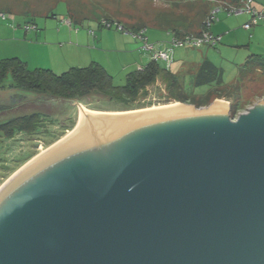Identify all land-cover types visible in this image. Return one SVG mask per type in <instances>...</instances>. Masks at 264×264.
Returning a JSON list of instances; mask_svg holds the SVG:
<instances>
[{
	"label": "water",
	"instance_id": "obj_1",
	"mask_svg": "<svg viewBox=\"0 0 264 264\" xmlns=\"http://www.w3.org/2000/svg\"><path fill=\"white\" fill-rule=\"evenodd\" d=\"M89 119L0 188V264H264V99Z\"/></svg>",
	"mask_w": 264,
	"mask_h": 264
},
{
	"label": "rangeland",
	"instance_id": "obj_2",
	"mask_svg": "<svg viewBox=\"0 0 264 264\" xmlns=\"http://www.w3.org/2000/svg\"><path fill=\"white\" fill-rule=\"evenodd\" d=\"M207 2L211 6L209 13L214 11L209 31L214 36H221V40L214 45L174 46L168 30L159 27L158 21L166 19L171 28L195 33L196 22L203 6L207 9L204 5ZM226 6L222 0H0V13L3 14L0 16V58L16 55L29 61V68L38 62L42 66L56 67L50 69L61 73L68 69L59 66L69 54L81 60V64L71 66L98 62L112 76L114 85H122L129 71L151 60L150 52L132 36V31L140 25L146 28L145 34L154 49H163L169 55L168 60L158 61L160 66L176 73L185 87L189 86L196 66L203 59L222 68L225 84L239 77L241 99L246 102L239 114L264 99V73L259 70L240 72L252 53L264 56V19L245 29L241 18L248 13L230 12ZM105 19L110 20L111 27H99ZM117 22L128 31L117 29ZM33 23L35 28L25 29L26 25ZM36 28L38 38L35 39L32 34ZM254 29L257 30L255 34ZM9 80L10 76L7 77ZM206 89L207 86H203L196 90L203 92ZM226 101L229 109L230 101ZM136 102L137 106L144 107L125 108L120 102L97 93L68 101L15 88H1L0 122L39 112L44 115L46 124L31 135L18 133L13 138L0 137V187L34 156L66 135L75 126L81 106L114 112L139 110L174 100L167 97L164 83L158 79ZM212 102L199 108L185 104L194 106V109H207Z\"/></svg>",
	"mask_w": 264,
	"mask_h": 264
},
{
	"label": "trees",
	"instance_id": "obj_3",
	"mask_svg": "<svg viewBox=\"0 0 264 264\" xmlns=\"http://www.w3.org/2000/svg\"><path fill=\"white\" fill-rule=\"evenodd\" d=\"M222 1L228 5L225 8L230 12L232 8L239 9L238 6L241 1L245 2V0ZM208 3L210 2L204 3V5ZM210 9L211 6L209 7V5H207V9H204L203 6L199 20L196 22L197 25H195L197 27H195V33L189 32L188 29L181 31L171 28L170 21L166 19L158 21V26L172 32V38H181L187 35L201 37L205 32H209L211 22L208 24V21L214 16V11L209 13ZM106 24H109L107 27H111V22L108 19L102 20L99 27H105ZM117 26H119L118 22ZM121 27L123 29L118 27L117 29L123 32L128 31L123 26ZM141 29H145V34L146 28H142L140 25L136 26V31H132V33ZM256 70L264 73V56L261 54H251L240 72H254ZM8 76H10L9 81H7ZM158 79L163 81L167 97L170 100L189 103L197 108L209 105L214 99L229 100V116L231 118H235L246 104L240 95V78L225 84L222 68L208 59H203L198 63L188 87H185L182 79L176 73L169 68L161 67L158 61L153 59L143 67L129 71L122 85H114L112 76L95 61L85 66H71L61 73H56L45 67L29 68L24 60L16 56L0 59V89L4 87L15 88L68 101L97 93L120 102L125 108L144 107L143 105L137 106L136 101L139 96L146 95L147 87L153 85ZM203 86H207L205 91L198 92L196 90ZM44 118V115L39 112H31L0 122V137L13 138L18 133L34 134L38 129L40 130L45 126Z\"/></svg>",
	"mask_w": 264,
	"mask_h": 264
},
{
	"label": "bare ground",
	"instance_id": "obj_4",
	"mask_svg": "<svg viewBox=\"0 0 264 264\" xmlns=\"http://www.w3.org/2000/svg\"><path fill=\"white\" fill-rule=\"evenodd\" d=\"M214 102L223 103V104H226L228 106V102L224 99H215L212 102V104ZM186 107H191V106L187 105L185 103L179 102V101H174V102H171L168 104H163V105H158V106L153 105L151 107H147V108L139 109V110L114 111V112L92 110V109H88V108L81 106L80 110H79V114H78V120H77L75 126L70 131H68V133L66 135H64L57 142H55L52 146H50L47 150H45L42 153L34 156L27 164H29L31 161H33L34 159H36L37 157H39L40 155H42L43 153H45L49 149H51L54 146L58 145L59 143L65 141L66 139H68V138H70V137H72V136H74L80 132L89 130L87 127L89 119H98V118L107 116L109 118L121 120V119L128 117V116L156 114V113H161V112H166V111H171V110H176V109H181V108H186ZM197 110H199V109H197Z\"/></svg>",
	"mask_w": 264,
	"mask_h": 264
},
{
	"label": "built area",
	"instance_id": "obj_5",
	"mask_svg": "<svg viewBox=\"0 0 264 264\" xmlns=\"http://www.w3.org/2000/svg\"><path fill=\"white\" fill-rule=\"evenodd\" d=\"M250 1L251 0H245V10L250 11L252 18H251V22L245 24V27H249L250 25H254L258 20H262L264 19V14L262 12H257L256 10L252 9L250 6ZM243 11L242 9H236V8H232L231 12L234 13H239ZM0 16L3 17V14L0 13ZM214 19V16L211 17L208 21V24L210 22H212V20ZM109 24H106V26H108ZM119 29H123L120 25L117 26ZM34 28L33 25H26L25 29L26 30H30ZM145 29H141L136 33H132L134 37H136L137 39H139L141 41V45L142 47L150 52V56L151 59L155 60V61H159V60H168L169 59V55L166 51L164 50H155L154 46L152 43H150L148 41V38L145 36L144 34ZM220 40V36L219 35H212L210 32H205L201 37H194V36H183L181 38H175L173 37L171 39V43L174 46H182V45H191V46H200L202 44H211L214 45L217 41ZM141 68V67H139Z\"/></svg>",
	"mask_w": 264,
	"mask_h": 264
},
{
	"label": "crops",
	"instance_id": "obj_6",
	"mask_svg": "<svg viewBox=\"0 0 264 264\" xmlns=\"http://www.w3.org/2000/svg\"><path fill=\"white\" fill-rule=\"evenodd\" d=\"M250 6H251V8L252 9H254V10H256L257 12H262L263 14H264V0H251L250 1ZM238 7H240V9H242L243 11H246L248 14H245L244 16H242V20H244V24H243V27L245 28V29H250L252 26H254V25H256V23L254 24V25H250L249 27H245V24H247V23H249V22H251V18H252V15H251V12L250 11H247V10H245L244 8L246 7L245 6V2H243V1H241L240 2V4H239V6ZM242 12V11H241ZM249 15L251 16L250 18H249ZM258 23V22H257ZM33 24H35V23H33ZM32 25V24H31ZM209 27H211V23H210V26ZM253 31V34H255L256 32H257V30L256 29H254V30H252ZM34 32V31H33ZM210 32V31H209ZM168 33L170 34V36L172 37L173 36V33L172 32H170V31H168ZM211 33V32H210ZM212 34V33H211ZM33 36H35V39L36 38H38V29L36 28V30H35V32H34V34H32ZM32 38V37H31ZM23 40H27L26 38H24ZM220 40H221V36H220ZM160 50V49H159ZM161 50H163V49H161ZM11 52V51H10ZM252 54H254V53H252ZM12 56H16V55H12ZM67 56V57H66ZM65 57V59L63 60V61H65V62H62V64L59 66V68H69V67H71V65H79V64H81V60L79 59V57L78 58H74L75 56H70L69 54H67ZM7 57V56H6ZM16 57H18V56H16ZM19 58V57H18ZM64 58V57H63ZM1 59V58H0ZM21 59V58H20ZM26 62V61H25ZM29 61H27L26 63H28ZM144 65H140V66H138V68L139 67H143ZM35 67H48V68H52V69H55L56 67H53V66H48V65H46V66H42V65H40V63H38V62H35Z\"/></svg>",
	"mask_w": 264,
	"mask_h": 264
}]
</instances>
